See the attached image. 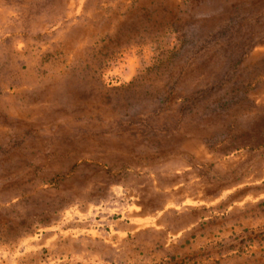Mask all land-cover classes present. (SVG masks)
I'll list each match as a JSON object with an SVG mask.
<instances>
[{
    "label": "clouds",
    "instance_id": "9594fccd",
    "mask_svg": "<svg viewBox=\"0 0 264 264\" xmlns=\"http://www.w3.org/2000/svg\"><path fill=\"white\" fill-rule=\"evenodd\" d=\"M144 3L0 0L28 13L0 29V264H264V0L241 13L251 41L226 113L199 97L230 0ZM70 206L103 223L45 245Z\"/></svg>",
    "mask_w": 264,
    "mask_h": 264
},
{
    "label": "rangeland",
    "instance_id": "374dc122",
    "mask_svg": "<svg viewBox=\"0 0 264 264\" xmlns=\"http://www.w3.org/2000/svg\"><path fill=\"white\" fill-rule=\"evenodd\" d=\"M10 4L18 5L23 3V0H8ZM259 2V0H256ZM155 3V0H145L143 5V12L145 16H148L154 8L150 5ZM249 0H230V7L227 9V23L222 25L219 31L213 33V40L224 41L226 46L223 48L224 60L220 65L219 71L216 72L215 82L212 88L200 93V99H207L210 95L215 94L216 99L213 103L217 106L221 113H226L230 105L234 102V97L229 96V92H234L238 82L244 78L245 70L239 67L240 64V52L246 42L251 41L250 33L245 34L241 31L244 27V17L241 15L246 10V6ZM27 9L15 8L9 11L0 9V29L7 28L12 30L14 28H21L26 26L27 21ZM139 20H134L132 25L134 26ZM247 36V41L245 40ZM240 37L239 40L236 38ZM204 38L202 33H193L190 43L195 46L199 40ZM231 85V87H229ZM227 89L221 94L222 90ZM217 108H213L212 111H216ZM254 134L258 138H264V117L261 118L258 123ZM101 213L98 211H89L87 214L77 206H70L63 209L62 217L55 224L48 223L42 226L41 232L37 233L38 239L44 240L45 245H50L53 242V237L56 233L62 232L67 233L70 231L69 225L76 226L84 223L85 221L91 223H103L101 219ZM112 218H118L116 213L112 214ZM132 221L136 225L148 224L151 221L150 217H144L135 215L132 216ZM45 230L52 232V237L45 235ZM23 244L27 248H34L36 245L31 240H24ZM45 251V249H41Z\"/></svg>",
    "mask_w": 264,
    "mask_h": 264
}]
</instances>
